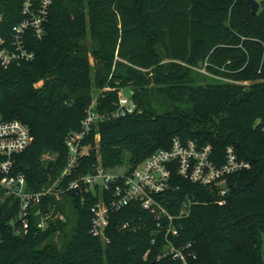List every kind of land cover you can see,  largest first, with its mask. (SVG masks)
Listing matches in <instances>:
<instances>
[{
	"label": "trees",
	"instance_id": "1",
	"mask_svg": "<svg viewBox=\"0 0 264 264\" xmlns=\"http://www.w3.org/2000/svg\"><path fill=\"white\" fill-rule=\"evenodd\" d=\"M253 13L247 0H53L46 34L30 46L36 57L0 63V119H20L33 140L15 154L13 171L36 191L67 162L66 139L87 107L115 108L129 87L141 112L100 121L78 172L100 159L107 169L135 166L174 137L211 144L221 165L229 145L250 167L202 184L172 170L158 196L172 213L176 246L191 243L190 264H264V0ZM22 0H0V33L22 18ZM206 67L208 73L200 70ZM244 81H247L246 83ZM100 134L98 143L95 134ZM2 156L0 155V159ZM222 187L225 202H217ZM91 193L74 190L43 198V212L64 218L18 232L20 197L0 185V264H180L164 255L166 241L154 215L131 203L110 216L109 240L91 230ZM67 206H69L67 208ZM129 220L135 227L123 228ZM163 224H167L163 220ZM155 239V240H154Z\"/></svg>",
	"mask_w": 264,
	"mask_h": 264
},
{
	"label": "built area",
	"instance_id": "2",
	"mask_svg": "<svg viewBox=\"0 0 264 264\" xmlns=\"http://www.w3.org/2000/svg\"><path fill=\"white\" fill-rule=\"evenodd\" d=\"M52 3L53 0H22L21 20L12 25L9 34L0 33V63L4 67L36 57L30 43L32 39H41L46 34V23ZM2 17L1 12L0 20ZM200 70L208 73L205 66ZM95 104L96 98L87 107L80 128L69 133L66 139L67 162L60 175L36 191L26 189L24 172L13 171L15 154L27 148L33 140L30 126L20 119H0V185L20 197V224L17 231L28 233L34 214L41 215L37 222V226L41 228L47 226L50 218H64L60 211L53 214L52 211L43 212L40 206L34 208L41 204L44 197L54 195L60 199L66 192L74 190L84 199L85 194L91 193L97 198L91 205L90 230L94 235L109 240L106 227L111 214L136 202L143 209L149 210L157 225L161 227L167 244L164 255L171 254L173 258L180 260V264H190L188 256L196 255L190 248L191 243L181 247L174 244L173 237L179 233L174 220L189 214L197 200L194 196H187L177 214L167 208L158 196L169 189L172 170L177 169L180 175L193 181L212 184L227 173L250 167V163L240 159L234 147L229 145L225 161L217 165L211 159V144L199 145L194 139L183 141L174 137L169 148L154 151L135 166L120 165L123 169L121 173L113 171L114 168H105L100 159L92 165L90 171L78 172L81 158L87 155L91 148L90 142L86 140L100 121L142 111L131 95L125 94L122 89L114 109L100 111L96 109ZM99 139L100 134L97 132V143ZM226 191L225 187L220 189L218 203L225 202ZM163 220H166L167 224L164 225ZM121 226L135 227L129 220H125Z\"/></svg>",
	"mask_w": 264,
	"mask_h": 264
},
{
	"label": "water",
	"instance_id": "3",
	"mask_svg": "<svg viewBox=\"0 0 264 264\" xmlns=\"http://www.w3.org/2000/svg\"><path fill=\"white\" fill-rule=\"evenodd\" d=\"M251 6L252 12L257 13L260 8V1L259 0H247Z\"/></svg>",
	"mask_w": 264,
	"mask_h": 264
},
{
	"label": "rangeland",
	"instance_id": "4",
	"mask_svg": "<svg viewBox=\"0 0 264 264\" xmlns=\"http://www.w3.org/2000/svg\"><path fill=\"white\" fill-rule=\"evenodd\" d=\"M123 92L127 95H129V93L131 92V89L129 87H123ZM113 171L117 172V173H121L123 172V169L119 166V167H116L115 169H113ZM69 206H67L68 208ZM263 249H264V234H263Z\"/></svg>",
	"mask_w": 264,
	"mask_h": 264
}]
</instances>
